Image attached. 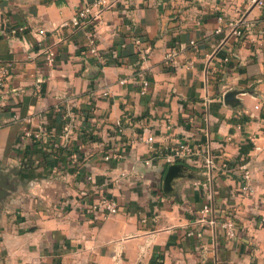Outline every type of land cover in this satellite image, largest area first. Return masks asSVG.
Segmentation results:
<instances>
[{"label":"crops","instance_id":"crops-1","mask_svg":"<svg viewBox=\"0 0 264 264\" xmlns=\"http://www.w3.org/2000/svg\"><path fill=\"white\" fill-rule=\"evenodd\" d=\"M92 1L0 0V173L15 186L0 204V264H264V0L121 1L96 23L103 63L86 55V28L62 27ZM177 142L210 149L213 168L166 163ZM84 192L118 213H83ZM207 202L234 218V238L203 218Z\"/></svg>","mask_w":264,"mask_h":264},{"label":"built area","instance_id":"built-area-1","mask_svg":"<svg viewBox=\"0 0 264 264\" xmlns=\"http://www.w3.org/2000/svg\"><path fill=\"white\" fill-rule=\"evenodd\" d=\"M125 2L130 7L133 4L134 0H93L91 3H88L73 15L69 21H66L62 24V27H70L73 29L79 28H86L88 31V38L87 43L85 46L86 55L96 58L97 62L103 63L101 61V52L97 46V37L95 34V27L97 21L100 19L101 15L105 12L110 10L111 8L115 7L119 2ZM254 3L257 4L259 7H262L263 3L261 1L254 0ZM245 24V23H244ZM241 21H235L232 24V32L235 34L237 39H242L244 37L243 32V25ZM245 27V25H244ZM248 27V25H247ZM247 27H245L247 29ZM26 27H19L17 29H12L11 34L25 32ZM44 31L39 30L38 34L43 35ZM134 37H133V44L139 46L142 43V37L139 33H136L133 29ZM193 48H196L195 43H190ZM44 59L48 65H52L54 62L55 52L50 48H45L44 50ZM177 56V49L174 47H170L165 55L166 61H173ZM116 57V54H115ZM229 59L225 58L224 62L227 63ZM9 73V65H5L0 67V86H3L4 81ZM141 85L143 90L148 86L147 81L142 78ZM108 94L107 91L103 92V95L106 96ZM23 136L32 138L33 140L44 143L46 142L47 135L43 131L38 132H30L25 131ZM135 142L140 143L143 142L147 146H151L153 142L152 136H145L142 132L135 133ZM62 146H66L62 145ZM54 147H59V145H54ZM164 161L166 163H175V162H197V159L202 161L203 166L207 170H211L214 166V156L210 152V149H194L190 147L187 143L184 142H177L171 148H169L168 152L164 155ZM197 157V158H196ZM111 157L107 156L105 159H110ZM112 158L115 160L119 159V155H114ZM148 164V162H146ZM243 168L242 180L243 186L241 188L244 194L251 192L250 187V175L245 167ZM91 180V178H89ZM92 181V180H91ZM81 210L83 213L94 215L97 219L104 220L109 216L116 215L119 211V206L117 202L110 197L100 194L97 197H91L87 193L81 194V201H80ZM201 215L204 219H207L208 224L211 228H219L224 236L228 239H232L236 235V226L235 220L233 217L229 216L226 218H220L215 216L213 206L207 202L204 204L200 210ZM200 220L198 222H202ZM203 226H200L199 229H190L187 231L186 235L192 238H200L203 234Z\"/></svg>","mask_w":264,"mask_h":264},{"label":"water","instance_id":"water-1","mask_svg":"<svg viewBox=\"0 0 264 264\" xmlns=\"http://www.w3.org/2000/svg\"><path fill=\"white\" fill-rule=\"evenodd\" d=\"M235 91H230L226 93L224 96V102L229 105H233L236 103L235 100ZM181 165H172L169 167L165 179H164V189L166 190L168 187L169 182L171 181L173 174L175 171L179 170ZM15 191V186L13 181H9L8 174H1L0 173V204L9 197V195Z\"/></svg>","mask_w":264,"mask_h":264}]
</instances>
